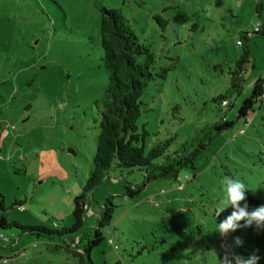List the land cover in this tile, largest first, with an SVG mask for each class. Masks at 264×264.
Returning <instances> with one entry per match:
<instances>
[{
	"label": "rangeland",
	"instance_id": "1",
	"mask_svg": "<svg viewBox=\"0 0 264 264\" xmlns=\"http://www.w3.org/2000/svg\"><path fill=\"white\" fill-rule=\"evenodd\" d=\"M258 3L264 13V0H0V193L8 221L52 230L72 225L74 198L93 169L97 102L110 75L102 60V9H117L155 54V73L166 74L141 98L146 151L175 137L172 153L210 126L234 125L196 156V172L181 171L175 183L149 182L134 201L124 196L125 187L141 186L144 173L111 170L89 197L84 220L85 229L95 228L106 200L114 198L103 241L91 251L93 264H222L226 255L247 260L253 253L264 264V229L216 232L233 211L216 216L225 176L240 179L264 202V97L248 118L238 117L264 78V36L250 37L241 92L224 106L214 101L231 89L244 51L240 33L253 34L263 23ZM3 233L12 241L0 242V249L20 242L15 253L0 250L10 258L0 264H78L57 248L59 239Z\"/></svg>",
	"mask_w": 264,
	"mask_h": 264
},
{
	"label": "trees",
	"instance_id": "2",
	"mask_svg": "<svg viewBox=\"0 0 264 264\" xmlns=\"http://www.w3.org/2000/svg\"><path fill=\"white\" fill-rule=\"evenodd\" d=\"M256 14L263 23L253 34L240 33L238 44L243 46L244 51L236 63L237 69L232 73V84L228 94L214 99L218 105H226L230 95L241 92L244 67L252 57L250 37L264 36V13L260 3L256 6ZM156 19L162 25L167 24V21L159 16ZM101 48L104 52L103 65L110 74L109 82L105 98L97 102L100 133L97 137L93 169L81 194L74 198L72 225L61 230H52L42 225L28 226L16 221L9 222L5 198L0 193V210L3 212L0 215L1 232L18 229L23 235H36L49 240L59 239L63 243L58 244L57 248L69 251L77 259L78 264H93L91 251L103 241L102 229L109 224L114 215L116 206L114 198L111 197L103 206L98 225L89 230L83 227L85 217L91 209L89 197L109 177L111 170H120L121 173L139 170L144 173L145 181L141 186L134 187L128 183L125 187L124 196L134 201L149 182L175 183L181 171L196 172V156L218 135L234 125L233 122L225 120L210 126L196 140L182 144L179 150L172 153L170 148L176 141L175 137L146 151V138L149 133L145 128L140 131L139 127L143 105L141 98L157 77L164 78L166 74L155 73L157 65L155 54L148 46L139 42L135 31L120 10L102 9ZM168 70L163 71L166 73ZM263 85L264 78L256 82L251 96L240 107L239 118H248L253 112L254 105L264 97ZM245 195L246 201L241 203H247L249 211L264 206V202L249 190ZM16 244H19V239L15 242V248L2 245L4 247L0 250L11 249L15 253ZM144 249L148 247L145 246ZM9 259L0 254V261L7 262Z\"/></svg>",
	"mask_w": 264,
	"mask_h": 264
},
{
	"label": "clouds",
	"instance_id": "3",
	"mask_svg": "<svg viewBox=\"0 0 264 264\" xmlns=\"http://www.w3.org/2000/svg\"><path fill=\"white\" fill-rule=\"evenodd\" d=\"M222 183L225 196L216 205V216L219 217L230 206L233 208V211L218 223L216 232L221 236H226L238 228H251L255 226L258 230L264 229V206H260L251 211H249V205L247 203L241 206V202L246 201L245 193L249 190L246 184L232 176H225ZM237 243L240 244L242 241L237 239ZM232 259L236 261V264H257L260 257L253 253L245 260L240 256H234L230 259L226 255L222 264H232Z\"/></svg>",
	"mask_w": 264,
	"mask_h": 264
},
{
	"label": "built area",
	"instance_id": "4",
	"mask_svg": "<svg viewBox=\"0 0 264 264\" xmlns=\"http://www.w3.org/2000/svg\"><path fill=\"white\" fill-rule=\"evenodd\" d=\"M260 26L256 27V31H258ZM264 86V85H263ZM14 128V127H13ZM12 128V129H13ZM11 239H9L3 232L0 231V242H2L3 244H11ZM18 241V239L16 240V242ZM117 248V247H116ZM118 249V248H117Z\"/></svg>",
	"mask_w": 264,
	"mask_h": 264
},
{
	"label": "crops",
	"instance_id": "5",
	"mask_svg": "<svg viewBox=\"0 0 264 264\" xmlns=\"http://www.w3.org/2000/svg\"><path fill=\"white\" fill-rule=\"evenodd\" d=\"M95 214V213H94ZM20 242V241H19Z\"/></svg>",
	"mask_w": 264,
	"mask_h": 264
}]
</instances>
